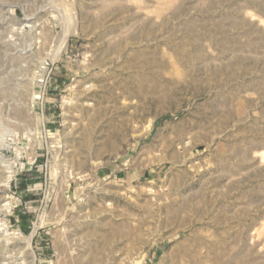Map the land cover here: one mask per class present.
<instances>
[{
	"label": "rangeland",
	"instance_id": "obj_1",
	"mask_svg": "<svg viewBox=\"0 0 264 264\" xmlns=\"http://www.w3.org/2000/svg\"><path fill=\"white\" fill-rule=\"evenodd\" d=\"M0 264H264V0H0Z\"/></svg>",
	"mask_w": 264,
	"mask_h": 264
},
{
	"label": "bare ground",
	"instance_id": "obj_2",
	"mask_svg": "<svg viewBox=\"0 0 264 264\" xmlns=\"http://www.w3.org/2000/svg\"><path fill=\"white\" fill-rule=\"evenodd\" d=\"M65 39H66V36L62 39V43H64V41H65ZM62 45V44H61ZM32 235H33V233H32ZM32 235L31 236H29L26 240H27V246H29V243H30V240H31V237H32ZM24 244V243H23ZM25 247V246H24ZM32 257V256H31ZM29 259V258H28ZM29 263H32V262H29Z\"/></svg>",
	"mask_w": 264,
	"mask_h": 264
}]
</instances>
